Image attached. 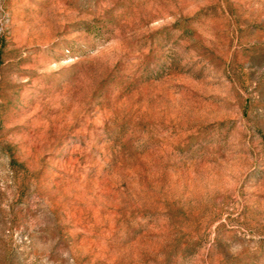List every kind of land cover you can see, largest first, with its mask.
<instances>
[{"label":"rangeland","instance_id":"1","mask_svg":"<svg viewBox=\"0 0 264 264\" xmlns=\"http://www.w3.org/2000/svg\"><path fill=\"white\" fill-rule=\"evenodd\" d=\"M0 264H264V0H0Z\"/></svg>","mask_w":264,"mask_h":264}]
</instances>
